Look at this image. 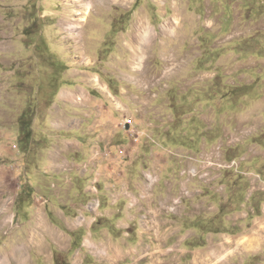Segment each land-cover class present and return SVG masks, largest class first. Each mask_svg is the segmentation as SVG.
I'll return each mask as SVG.
<instances>
[{"label":"rangeland","instance_id":"obj_1","mask_svg":"<svg viewBox=\"0 0 264 264\" xmlns=\"http://www.w3.org/2000/svg\"><path fill=\"white\" fill-rule=\"evenodd\" d=\"M0 14L26 32L0 78L4 264H264L241 246L264 220V0Z\"/></svg>","mask_w":264,"mask_h":264},{"label":"crops","instance_id":"obj_2","mask_svg":"<svg viewBox=\"0 0 264 264\" xmlns=\"http://www.w3.org/2000/svg\"><path fill=\"white\" fill-rule=\"evenodd\" d=\"M40 2H42V1H40ZM0 16H1V20H0V36H2V38L4 39V36L5 37H9V36H11L12 37V42H14V44H13V46H11V51L10 50H5V51H3V50H0V78H4V76H3V74H5V72L4 71H1V70H3V69H5V70H7V72H6V74H9V75H11V78L13 77V76H17L18 75V73H19V70H20V64H19V66L18 67H16V66H11V67H7V65H5L4 63H6L7 61L6 60H8L9 61V59H10V56H14L15 57V55H17L18 53L17 52H19L20 50H21V47L20 46H18L17 44H22L24 41H25V35H26V32H25V30L23 31V28L25 27H23L22 28V33L20 32V37L18 36V32L19 31H17V32H15V30L16 29H18L17 27H15V25L13 24V23H11L10 22V20H8V17L7 16H2L1 14H0ZM15 18L16 17H14V18H12V19H14L15 20ZM17 20H18V18H16ZM19 19L21 20V23L22 24H25V22L27 23L28 21L25 19V17H19ZM31 26V25H30ZM36 32V31H35ZM17 33V34H16ZM23 33L25 34V35H23ZM22 34V35H21ZM19 37V38H18ZM15 39H17V40H19V42L18 41H16L15 42ZM3 41V40H2ZM1 40H0V43L2 42ZM32 46H35V42L33 43V45ZM10 51V52H9ZM11 60V62H12V59H10ZM4 62V63H3ZM6 66V67H5ZM11 71V72H10ZM5 74V75H6ZM22 74H26V73H22ZM11 81V80H10ZM12 82L14 83V81L12 80ZM8 87V85L6 86V88ZM57 94V93H56ZM2 103V102H1ZM0 103V104H1ZM2 105V104H1ZM49 107H51V106H47L46 107V109H41V111H43V112H41L42 113V117L40 118L41 120L43 119V120H45L44 118H51L52 117V115H53V112H50L49 111ZM1 108H4V106L3 107H1ZM1 110V109H0ZM40 113V112H39ZM39 113H37V114H34V116L36 117L37 115H40ZM23 115H24V113H22ZM23 115H21V119H20V123H22L23 122V120L25 119L24 117H23ZM35 117H33V118H35ZM44 117V118H43ZM38 117H36V119H32V121H33V123L32 124H35L34 123V121L36 122L38 119H37ZM46 121V120H45ZM49 121V120H48ZM62 131H64V130H62Z\"/></svg>","mask_w":264,"mask_h":264},{"label":"bare ground","instance_id":"obj_3","mask_svg":"<svg viewBox=\"0 0 264 264\" xmlns=\"http://www.w3.org/2000/svg\"><path fill=\"white\" fill-rule=\"evenodd\" d=\"M147 34H148V32L146 33V36H147ZM146 36H145V38H146ZM96 81L98 82V79H96ZM263 243H264V220H262L261 222H259V223L256 224V230L252 233V235L249 238H247L246 240L244 239V241L241 242V246L243 248H245L246 250L247 249L249 250V249H254L257 246H259V244H263ZM17 251H18L17 248H15L12 251V253H9V254H6V255H0V264H4L5 261L7 260V258L9 257V255H15V253H17ZM224 252L226 253V251H224Z\"/></svg>","mask_w":264,"mask_h":264},{"label":"trees","instance_id":"obj_4","mask_svg":"<svg viewBox=\"0 0 264 264\" xmlns=\"http://www.w3.org/2000/svg\"><path fill=\"white\" fill-rule=\"evenodd\" d=\"M29 119H31V118H29ZM28 119V120H29ZM27 124V128H29V126H30V124H32V121L30 120L29 122L27 121V119L25 118L24 120H23V122H22V125H26ZM29 124V125H28ZM30 133H27V134H23L22 136H21V139L20 140H23V141H29L30 139H33V133H32V130H31V127H30ZM25 137H28L27 139L25 138Z\"/></svg>","mask_w":264,"mask_h":264}]
</instances>
